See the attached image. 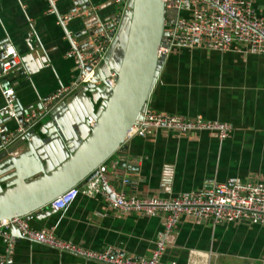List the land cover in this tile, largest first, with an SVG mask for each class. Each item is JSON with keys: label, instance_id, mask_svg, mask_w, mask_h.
<instances>
[{"label": "crops", "instance_id": "0c3cea01", "mask_svg": "<svg viewBox=\"0 0 264 264\" xmlns=\"http://www.w3.org/2000/svg\"><path fill=\"white\" fill-rule=\"evenodd\" d=\"M251 1L256 12L263 15L264 0ZM90 5L95 8L93 14L71 18L61 25L58 16L76 8L72 0H56L55 13L48 12L47 0H0V49L12 45L20 54L13 80L17 81L16 102L23 113L39 109L47 96L71 85L77 75L72 60L64 57L71 46L67 31L73 38L86 28L88 33L94 27L110 25L112 17L121 13L115 42L128 8L122 9L113 0H90ZM111 50L110 64L114 66L117 57ZM98 86L79 85L34 125L30 142L46 169L63 160L87 134V117L95 114L104 100ZM3 103L0 90V108ZM146 105L186 118L228 122L232 130L223 140L209 131L183 135L158 129L134 136L123 144L121 153L106 161L111 184L119 186L123 177H129L130 183L124 187L127 194L167 199L229 178L264 182V55L243 53L237 45L226 51L173 48L162 60ZM17 123L16 118L6 115L0 121L7 130H13ZM25 148L23 145L17 152ZM115 160H119L116 166ZM164 214L160 210L151 215L123 213L102 193L88 196L79 192L64 210L46 206L31 216L29 224L35 229L53 228L58 238L80 247H111L122 254L149 256ZM5 244L0 235V252ZM161 260L177 264H263L264 226L246 221L212 225L183 215ZM13 264L107 263L22 236L14 243Z\"/></svg>", "mask_w": 264, "mask_h": 264}, {"label": "built area", "instance_id": "2783aa9c", "mask_svg": "<svg viewBox=\"0 0 264 264\" xmlns=\"http://www.w3.org/2000/svg\"><path fill=\"white\" fill-rule=\"evenodd\" d=\"M47 1L48 12L55 13L56 0ZM113 1L122 9L128 8L129 0ZM163 1L165 18L161 45L158 49L159 56L165 57L176 47H204L226 51L236 45L243 53L264 55V14L260 15L256 12L251 0ZM75 7L69 13L58 16V23L65 25L69 19L82 17L90 10L94 12L95 9L92 5L83 8L80 5ZM121 15L120 13L112 17L110 25L94 27L90 30L91 33L90 31L81 33L72 38L71 32H66L71 46L64 57L72 60L77 75L71 85L57 88L44 99L39 109L26 111L20 120L14 109L17 101L15 93L17 81L13 80V76L15 69L21 63V57L12 45L1 47L3 49L0 54V90L4 103L0 108V114L6 112L10 118L18 120L17 126L13 130H8L3 143H10L29 128L34 127L53 104L67 97L79 85L88 83L101 85L96 69L104 60L113 41ZM114 77L115 73L109 70L105 77L107 87L114 85ZM87 120L90 126L95 122L91 115L87 117ZM158 129L183 135L209 131L223 140L230 134L232 125L202 117L186 118L156 111L146 105L141 112V118L130 127L116 153L122 152L123 144L128 139L144 136ZM5 131L6 128L0 125V133ZM107 159L98 165L97 174L86 184L80 188L76 185L68 188L49 201L48 206L55 210H64L78 193L82 192L88 196L102 193L115 209L123 213L136 212L141 215H151L158 210L164 211L162 228L156 234L155 247L151 255L122 254L111 247L99 250L80 247L72 241L58 238L53 228L31 227L29 224L31 215H21L0 220V235L6 239L5 248L0 252V264H13V249L17 237L9 231L12 225L18 228L23 237L107 264H177L175 261L164 262L161 256L183 215L212 225L246 221L264 226V182L260 180L240 182L236 178H229L199 191L183 192L167 199L142 198L125 192L124 187L130 183L129 177H123L119 186L108 181ZM118 164L119 160H115L114 165Z\"/></svg>", "mask_w": 264, "mask_h": 264}, {"label": "water", "instance_id": "95a60500", "mask_svg": "<svg viewBox=\"0 0 264 264\" xmlns=\"http://www.w3.org/2000/svg\"><path fill=\"white\" fill-rule=\"evenodd\" d=\"M72 1L82 8L90 5V0ZM93 13L88 11V15ZM126 15L115 42L113 39L104 60L96 69L101 82L98 89L104 93L102 106L91 115L95 122L89 125L85 137L77 145L69 146L72 149L63 160L50 169L44 167L30 142L35 132L33 127L8 144L3 143L8 130L0 134V185H4L0 189V220L36 215L68 188L74 185L82 187L97 174L101 162L113 154L117 155L116 150L124 142L130 127L141 118L164 59L158 53L163 36L164 1L129 0ZM86 32L87 28L81 33ZM117 39L122 41V47L113 66L110 64V53ZM109 70L115 73L111 87L105 84ZM14 109L20 120L25 112L21 111L17 102ZM0 115V121L2 116H8L6 112ZM23 145L26 148L17 152ZM124 164L122 159L121 165ZM9 231L17 238L22 237L14 225Z\"/></svg>", "mask_w": 264, "mask_h": 264}, {"label": "rangeland", "instance_id": "374dc122", "mask_svg": "<svg viewBox=\"0 0 264 264\" xmlns=\"http://www.w3.org/2000/svg\"><path fill=\"white\" fill-rule=\"evenodd\" d=\"M122 35H123V33H122ZM121 47H122V41L120 40V41L116 44V46L114 47L115 52H116L117 55L119 54V52H120V50H121ZM107 160H108V159H107Z\"/></svg>", "mask_w": 264, "mask_h": 264}]
</instances>
